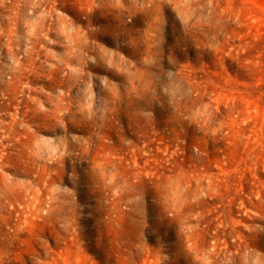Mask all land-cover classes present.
Wrapping results in <instances>:
<instances>
[{
    "label": "rangeland",
    "instance_id": "1",
    "mask_svg": "<svg viewBox=\"0 0 264 264\" xmlns=\"http://www.w3.org/2000/svg\"><path fill=\"white\" fill-rule=\"evenodd\" d=\"M0 264H264V0H0Z\"/></svg>",
    "mask_w": 264,
    "mask_h": 264
},
{
    "label": "bare ground",
    "instance_id": "2",
    "mask_svg": "<svg viewBox=\"0 0 264 264\" xmlns=\"http://www.w3.org/2000/svg\"><path fill=\"white\" fill-rule=\"evenodd\" d=\"M36 8V7H35ZM38 9V8H37ZM36 10V9H35ZM32 12H34V11H32ZM77 15V18L78 19H82V16L79 14V13H77L76 14ZM27 17V16H26ZM18 18V17H17ZM40 18H41V16H40ZM38 19V18H37ZM18 20H19V18H18ZM39 20V19H38ZM46 21V20H45ZM15 23V22H14ZM17 23V22H16ZM19 23V22H18ZM17 23V24H18ZM40 23H42L41 21H40ZM43 23H45V22H43ZM42 23V24H43ZM16 25V24H15ZM38 25V24H37ZM40 25V24H39ZM31 28L32 29H36V24H35V22L34 23H31ZM42 26V25H41ZM17 27H18V25H17ZM39 27V26H38ZM52 27V26H51ZM28 28H30V27H28ZM54 28V27H53ZM16 29V28H15ZM49 29H50V27H49ZM49 29H48V31H49ZM61 29V28H60ZM31 31V30H30ZM13 32V31H12ZM26 32H28V31H26ZM36 32V31H35ZM56 32V31H55ZM31 32H29V34H30ZM50 33V32H49ZM58 33V32H57ZM26 34V33H25ZM35 34V33H34ZM28 35V34H27ZM29 36V35H28ZM35 37V36H34ZM29 38V37H28ZM36 38H38V37H36ZM35 38V39H36ZM35 39H33V41L35 40ZM35 42H36V40H35ZM34 43V42H33ZM33 43H32V45H33ZM37 43V42H36ZM32 45H31V43H30V46H31V48H33V47H35V44H34V46L32 47ZM29 49H30V47H29ZM30 51V50H29ZM14 52H15V50H14ZM13 52V53H14ZM27 52H28V50H27ZM29 53V52H28ZM29 54H31V53H29ZM15 55V54H14ZM10 56H12V55H10ZM17 57V56H16ZM12 58V57H11ZM14 63V62H13ZM20 65H21V63H19ZM17 65V64H16ZM6 67V66H5ZM20 68V67H19ZM18 69V68H17Z\"/></svg>",
    "mask_w": 264,
    "mask_h": 264
}]
</instances>
